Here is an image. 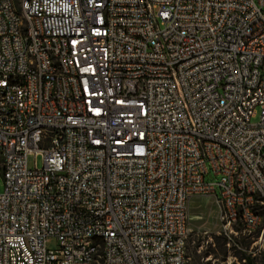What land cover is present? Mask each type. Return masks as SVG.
<instances>
[{"label": "built area", "instance_id": "built-area-1", "mask_svg": "<svg viewBox=\"0 0 264 264\" xmlns=\"http://www.w3.org/2000/svg\"><path fill=\"white\" fill-rule=\"evenodd\" d=\"M0 178V264L264 257V0H0Z\"/></svg>", "mask_w": 264, "mask_h": 264}, {"label": "rangeland", "instance_id": "rangeland-1", "mask_svg": "<svg viewBox=\"0 0 264 264\" xmlns=\"http://www.w3.org/2000/svg\"><path fill=\"white\" fill-rule=\"evenodd\" d=\"M19 1V0H17ZM259 117L253 119L258 122ZM31 169L42 168L43 159L29 156ZM208 183L217 184L219 177H206ZM3 181L0 178L1 189ZM220 196L217 188L216 197ZM188 264H264V257L252 241H229L222 233L221 207L215 197H194L189 204Z\"/></svg>", "mask_w": 264, "mask_h": 264}]
</instances>
